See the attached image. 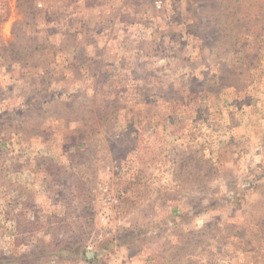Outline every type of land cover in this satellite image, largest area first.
<instances>
[{"label":"rangeland","instance_id":"1","mask_svg":"<svg viewBox=\"0 0 264 264\" xmlns=\"http://www.w3.org/2000/svg\"><path fill=\"white\" fill-rule=\"evenodd\" d=\"M0 264H264V0H0Z\"/></svg>","mask_w":264,"mask_h":264},{"label":"trees","instance_id":"2","mask_svg":"<svg viewBox=\"0 0 264 264\" xmlns=\"http://www.w3.org/2000/svg\"><path fill=\"white\" fill-rule=\"evenodd\" d=\"M257 259H259V258H257ZM254 260H256V259H254ZM89 262H93L94 260H88ZM19 262V261H18Z\"/></svg>","mask_w":264,"mask_h":264}]
</instances>
